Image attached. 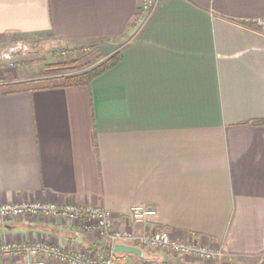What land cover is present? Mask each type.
Returning <instances> with one entry per match:
<instances>
[{"label": "crops", "instance_id": "obj_1", "mask_svg": "<svg viewBox=\"0 0 264 264\" xmlns=\"http://www.w3.org/2000/svg\"><path fill=\"white\" fill-rule=\"evenodd\" d=\"M137 7L0 0V44L53 38L120 54L90 84L0 92V203L97 205L119 223L144 204L156 216L130 223L135 232L221 246L218 264H264V0H156L135 32ZM36 66H0V80L27 83ZM41 239L91 252L108 245L61 219L0 220V242ZM142 250L151 264H209Z\"/></svg>", "mask_w": 264, "mask_h": 264}, {"label": "built area", "instance_id": "obj_2", "mask_svg": "<svg viewBox=\"0 0 264 264\" xmlns=\"http://www.w3.org/2000/svg\"><path fill=\"white\" fill-rule=\"evenodd\" d=\"M156 0H138L137 11L132 27L138 32L145 25L154 10ZM264 25V21H261ZM60 55L72 52L56 39L49 41ZM126 222L115 220L109 209L90 204L55 201H12L0 203V220L7 218L42 217L50 220L61 219L77 225L84 233L104 238L108 244V255L101 256L79 248L67 249L48 240L34 242H0V259L22 260L21 264H54L57 259L64 264H118L113 246L116 243L137 245L142 249L169 250L178 258L193 257L200 262L218 264L223 258L221 246L204 245L197 242H179L170 238L165 230L135 232L130 223L147 224L156 216V210L144 204H135L129 208ZM139 264H151L144 260Z\"/></svg>", "mask_w": 264, "mask_h": 264}, {"label": "rangeland", "instance_id": "obj_3", "mask_svg": "<svg viewBox=\"0 0 264 264\" xmlns=\"http://www.w3.org/2000/svg\"><path fill=\"white\" fill-rule=\"evenodd\" d=\"M52 39L53 38H46L32 41L15 40L10 43L0 44V66L11 65L14 66L15 69H19L24 63L25 65L35 64L41 67L38 70L36 68L29 69V72L26 73L28 74L27 77L34 79L27 83L20 82L23 83V86L20 83H17L18 81H14L12 78L7 80H0V90L19 88V86L21 88L24 87L25 84H28L30 86H34L35 84H47L53 76L43 74V70L46 64L54 63L57 61H72L87 54L88 48L85 47L82 49H72V52H69L65 55H60L57 53V50L52 47V44L49 43V41H51ZM104 59L106 58H103L100 54H94L91 58H84L80 60L73 65V68H71V70L59 74L58 77L61 75L65 76L85 71L101 63ZM153 250H161L165 253H171L169 250H162L159 248ZM93 253L101 256L108 255L105 253V251ZM116 261L118 264H124L119 258H117Z\"/></svg>", "mask_w": 264, "mask_h": 264}, {"label": "trees", "instance_id": "obj_4", "mask_svg": "<svg viewBox=\"0 0 264 264\" xmlns=\"http://www.w3.org/2000/svg\"><path fill=\"white\" fill-rule=\"evenodd\" d=\"M94 54H96L94 49H89L87 51V54H85L82 57H79L72 61H57L54 63H48L45 65V68L43 70L44 75H50L53 76L49 83L47 84H35V88H42L46 86H71V85H77V84H90L91 81L97 77L98 75L105 72L107 69L111 68L120 58L119 52H115L106 59H104L101 63L97 64L96 66L87 69L85 71L69 74L65 76H59V74L64 73L65 71L71 70L73 68V65L79 62L82 59L91 58ZM23 86V85H22ZM14 89H6V90H0V92H7V91H13ZM106 254H108L109 249L108 245L103 248ZM115 259H117L115 255Z\"/></svg>", "mask_w": 264, "mask_h": 264}, {"label": "water", "instance_id": "obj_5", "mask_svg": "<svg viewBox=\"0 0 264 264\" xmlns=\"http://www.w3.org/2000/svg\"><path fill=\"white\" fill-rule=\"evenodd\" d=\"M113 250L114 252L117 253H128V254L136 255L138 258L142 260H149L152 258L150 255L146 254L140 247L135 245L116 243L113 246Z\"/></svg>", "mask_w": 264, "mask_h": 264}]
</instances>
